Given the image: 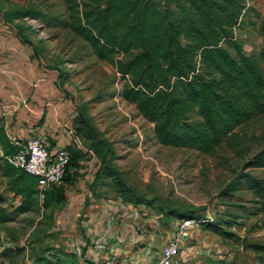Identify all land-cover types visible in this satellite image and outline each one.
<instances>
[{
  "label": "trees",
  "instance_id": "obj_1",
  "mask_svg": "<svg viewBox=\"0 0 264 264\" xmlns=\"http://www.w3.org/2000/svg\"><path fill=\"white\" fill-rule=\"evenodd\" d=\"M70 5V21H57L86 41L93 54L117 68L123 79L120 95L136 105L139 113L155 124L160 143L210 153L234 131L264 115V49L259 57L247 53L236 39V28L247 11V0H81ZM12 21L41 17L51 26V17L34 8L5 9ZM264 27V22H263ZM227 45L238 54L235 57ZM93 121V120H92ZM82 112L76 130L100 157L96 185L113 184L127 203L152 206V200L127 183L114 163L112 143L101 137L98 128ZM13 154L19 146L5 144ZM72 154V153H71ZM7 163L12 188L23 202L18 213L45 210L60 204L63 184L46 191L43 201L37 189L38 177ZM75 163L73 157L67 166ZM246 168H264V149L245 163ZM245 186L254 192L264 213V179L243 173L231 185L234 191ZM162 218H196L212 232L233 235L221 223L207 216L188 214L177 208L158 209ZM165 215V216H164ZM205 220V221H204ZM234 220L225 221L229 227ZM54 235V234H52ZM46 247L38 259L46 264H80L79 254L63 252L56 245ZM264 253V245L250 246ZM86 251V248H85ZM84 261L96 264L85 253ZM264 258V255H261ZM3 264H6L5 262ZM176 264H183L176 261Z\"/></svg>",
  "mask_w": 264,
  "mask_h": 264
},
{
  "label": "rangeland",
  "instance_id": "obj_2",
  "mask_svg": "<svg viewBox=\"0 0 264 264\" xmlns=\"http://www.w3.org/2000/svg\"><path fill=\"white\" fill-rule=\"evenodd\" d=\"M1 1L7 8L22 6L50 15L51 26L41 17L24 26L29 32L46 37V61L63 65L67 83L90 101L89 112L101 137L110 140L117 150L115 165L129 185L153 202L150 207L139 205L144 216L160 215L158 209L161 208H177L187 211V215L200 213L214 217L233 233L221 236L199 223L192 230L190 243L183 245L178 262L264 264L261 257L264 253L250 247L264 245V213L258 210L253 191L245 186L230 190L243 173L264 179V168L245 167L247 160L264 149V115L238 127L210 153L162 144L155 136V124L120 95L123 79L115 65L99 60L90 45L71 28L61 26V22L56 24L70 21V5L74 0ZM247 7L236 28V39L247 53L259 57L264 49V0H247ZM227 48L238 57L232 46L227 45ZM101 186L104 194L121 198V204L127 203L111 182ZM175 220L162 218L161 223L170 229V222ZM228 220L236 222L229 227L225 223ZM50 223H53L51 211L47 214L42 205L16 220L0 223V264H46L38 255L45 251V255L50 256L53 250L46 251V247H52L51 243L58 239L47 233ZM77 235L80 240L79 231ZM244 239L248 242L245 248ZM75 248L80 264H88L81 254L85 251L84 245H75ZM60 264L69 263L63 260Z\"/></svg>",
  "mask_w": 264,
  "mask_h": 264
},
{
  "label": "crops",
  "instance_id": "obj_3",
  "mask_svg": "<svg viewBox=\"0 0 264 264\" xmlns=\"http://www.w3.org/2000/svg\"><path fill=\"white\" fill-rule=\"evenodd\" d=\"M5 9L10 8L0 0V223L33 212L16 211L23 197L12 188V177L6 173L5 144L13 137L22 142L38 137L53 153L68 148L75 161L60 189V204L46 210L53 218L47 233L58 237L51 245L76 253L75 245H84L85 255H91L96 264L156 263L173 226L163 227L158 214L144 216L140 206L137 220H123L121 198L104 194L101 185L94 186L100 157L76 130L80 113L92 121L90 101L67 83L63 65L46 61V37L29 32L19 19L7 20ZM114 152L116 158L115 147ZM100 242L104 249L97 247Z\"/></svg>",
  "mask_w": 264,
  "mask_h": 264
},
{
  "label": "built area",
  "instance_id": "obj_4",
  "mask_svg": "<svg viewBox=\"0 0 264 264\" xmlns=\"http://www.w3.org/2000/svg\"><path fill=\"white\" fill-rule=\"evenodd\" d=\"M24 21L28 24L35 22L34 18L28 17ZM11 143L20 148L16 153L3 154L4 159L16 168L38 177L37 189L41 201H43L46 191L64 184L67 166L72 157L68 148H60L53 153L46 143L38 137H32L25 142L13 137ZM122 209L123 220L129 217L137 220L141 213V208L138 205L122 204ZM207 217L210 220L213 219V217ZM201 222L202 220L189 217L176 219L172 225L173 233L164 245L160 258L154 264H174V260L181 255L183 245H186L188 241L190 243L192 230ZM97 247L104 249L105 244L100 242ZM189 249L191 250L192 247Z\"/></svg>",
  "mask_w": 264,
  "mask_h": 264
},
{
  "label": "water",
  "instance_id": "obj_5",
  "mask_svg": "<svg viewBox=\"0 0 264 264\" xmlns=\"http://www.w3.org/2000/svg\"><path fill=\"white\" fill-rule=\"evenodd\" d=\"M243 243H244V248L248 246V242L246 239L243 240Z\"/></svg>",
  "mask_w": 264,
  "mask_h": 264
}]
</instances>
